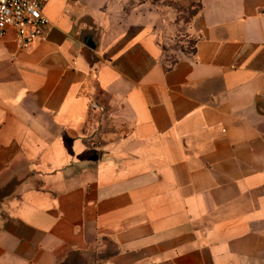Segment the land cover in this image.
I'll use <instances>...</instances> for the list:
<instances>
[{"label":"crops","instance_id":"0c3cea01","mask_svg":"<svg viewBox=\"0 0 264 264\" xmlns=\"http://www.w3.org/2000/svg\"><path fill=\"white\" fill-rule=\"evenodd\" d=\"M119 1L0 37V264H264V0H200L170 62L146 0L107 29Z\"/></svg>","mask_w":264,"mask_h":264},{"label":"rangeland","instance_id":"374dc122","mask_svg":"<svg viewBox=\"0 0 264 264\" xmlns=\"http://www.w3.org/2000/svg\"><path fill=\"white\" fill-rule=\"evenodd\" d=\"M145 0H121L116 9L115 18L105 21L107 29H123L132 19L135 10V3ZM147 4L140 11L143 13L151 10L149 19L151 28L157 29V38L161 45L164 57L170 62L174 59L190 53L194 47V36L188 30V22L197 11L200 0H146ZM139 21L141 12L135 10ZM96 253L71 250L61 260V264H94L97 261Z\"/></svg>","mask_w":264,"mask_h":264},{"label":"built area","instance_id":"2783aa9c","mask_svg":"<svg viewBox=\"0 0 264 264\" xmlns=\"http://www.w3.org/2000/svg\"><path fill=\"white\" fill-rule=\"evenodd\" d=\"M47 0H0V37L8 29L15 31V40L21 48L46 34L48 17L43 12Z\"/></svg>","mask_w":264,"mask_h":264},{"label":"water","instance_id":"95a60500","mask_svg":"<svg viewBox=\"0 0 264 264\" xmlns=\"http://www.w3.org/2000/svg\"><path fill=\"white\" fill-rule=\"evenodd\" d=\"M79 40L83 43L89 45L90 47L94 48L97 45V38H96V29L91 27H83L79 33ZM14 180L9 181L3 186H0V197L6 194L9 190L11 185L13 184Z\"/></svg>","mask_w":264,"mask_h":264}]
</instances>
